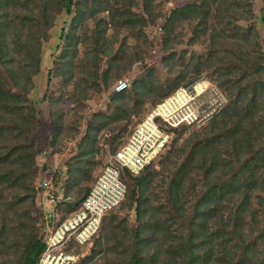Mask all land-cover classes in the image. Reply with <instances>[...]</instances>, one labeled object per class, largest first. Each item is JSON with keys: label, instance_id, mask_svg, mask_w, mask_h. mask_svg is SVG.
<instances>
[{"label": "trees", "instance_id": "trees-1", "mask_svg": "<svg viewBox=\"0 0 264 264\" xmlns=\"http://www.w3.org/2000/svg\"><path fill=\"white\" fill-rule=\"evenodd\" d=\"M64 12L76 25L74 32L63 28L55 51L60 54L46 68L42 102L55 115L46 154L62 157L67 137L75 139L87 109L92 112L80 145L91 150L109 122L124 116V136L129 113L140 116L147 103L162 102L205 73L228 99L182 143L176 133L186 126L175 131L160 160L163 174L152 167L136 178L125 172V201L135 205L140 224L127 230L118 208L110 211L99 231L108 249L99 246L96 256L105 252L99 260L91 256L83 263L108 264L109 248H121L129 264H264V39L256 26H264V0L259 13L254 0H0V264L12 263L8 256L20 249L19 262L38 264L46 248L48 232L40 239L33 225L40 218L35 212L40 198L30 181L42 154L33 132L43 118L30 94L45 72L43 43ZM151 28L159 44L149 37ZM184 44L201 45L206 53L187 60L186 50H175ZM156 45L171 78L161 80L153 69L133 89L116 92L126 71ZM57 78L68 87L70 115L62 109L63 91H49ZM106 93L108 113L97 107ZM135 121L137 127L141 121ZM81 147L56 165L54 179L67 199L58 209L62 214L82 206L104 167L86 186L98 165ZM78 162L86 164L77 167ZM44 171L46 176L53 172L46 166ZM127 234L137 241L126 239Z\"/></svg>", "mask_w": 264, "mask_h": 264}, {"label": "rangeland", "instance_id": "rangeland-1", "mask_svg": "<svg viewBox=\"0 0 264 264\" xmlns=\"http://www.w3.org/2000/svg\"><path fill=\"white\" fill-rule=\"evenodd\" d=\"M254 5H255V9L259 13V10L261 9V7L263 5V0H254ZM67 18H68V16H67L66 12H64L57 19L55 27L53 28V30L50 33L49 40L44 41V43H43V64L45 66V72L41 76L36 77V83L35 84H36L37 88L35 89L33 94H30V99L32 100V102H37V107H39L40 112H41V117L43 118L42 119V125L40 127H38L37 129H35V131L33 132V138L35 139L36 149L39 153L41 152L42 154L39 156V158L36 157V163L37 164H36L35 168L33 169L32 181H30V186L32 188L37 187V183L42 181L45 177L44 169H45L46 165L44 163L51 164V165L55 166L62 159L61 164H64L65 160H67V158H69L71 155H73L74 152H76V148H80L82 146V145H80V143L83 142V139H84L83 136L86 135V133L88 132V123H89L90 113L92 112V110L88 111L89 109H87V113L80 123V130H79V133L75 136V139H70L69 137H67V139H66L67 143L64 145L63 149L61 150L62 157L59 154H53V155L49 154L48 155L45 152L46 148L44 145L49 144L48 142L50 141V139H51L50 137L52 135V132H54V128H55L54 127L55 126L54 112L51 109L48 102H45V103L42 102L44 93L47 89V77H46L47 70H46V68L51 69L54 66L55 59L60 54V52L55 53V51H56L57 46L59 44V38H60L61 31L63 30V28L65 27V29H68V30L69 29L71 30V28H73V32L75 31L76 21H75V25L73 26L74 21L72 22L71 19L67 20ZM65 21H68V24L66 26H65ZM256 26H257V29L259 30L260 35H261L260 40L264 39V26L262 25V23H256ZM77 29H78V31L80 30L79 26H77ZM147 33H148L149 37H151V39L155 40L156 43L159 41V40L155 39V37H156L155 31L152 28L147 29ZM108 34L109 35L112 34L111 31L109 33L107 31V36H108ZM121 38L118 40V43L121 42ZM131 43H133V42H131ZM157 44H159V43H157ZM64 45L65 44H63V47H64ZM175 50H176V52H179V53L186 50L188 53L187 57H186L187 60H189L192 56H197V55H201V54L206 53V49L201 45H196V46L190 48L189 46H186V44H184L182 46H179ZM81 52H83L82 48L80 49L79 53H81ZM163 55H164V53H162L160 46L156 45L155 50H153L150 53V56L146 57L145 60H142V61L134 64L131 69L126 71V73L121 77L120 80L129 79L130 88L133 89L134 83L137 80L141 79L145 74L149 73L153 69H155L156 75L159 76V79H161V80L170 79L171 78L170 74L167 72L166 67L162 63L163 62L162 61ZM59 89H60V91H63L62 97L64 99L61 101L62 109L64 110L66 115H70L72 113L71 105L69 103L70 100L69 99L66 100V98H69V95L67 93V91L69 92L68 87H65L63 85V80L57 78V79H54V81L50 85L49 91L50 92L58 91V93L60 94L61 92H59ZM32 90L33 89H31V91ZM184 90H186L187 94H188V96H186V100L188 102L185 105L184 110L190 113V115L192 116L194 121H196L197 119L198 120L195 122V124H191L188 126L185 125L186 127L183 131H181V132L178 131L176 133V138H178L179 143H182L191 134V132L193 130L202 129L203 126L211 119V117L213 115H215L216 113H218L228 102L227 96L224 93V91L222 90V88L218 85V83L213 82L209 78L207 73H205V74L201 75L197 80L190 83L189 85L177 89L174 94L170 95L169 97L164 99L162 102H159V103H156L153 105H151L150 103H147L145 106H143L144 108H143L140 116H137L133 113H129V115L132 118V121L127 126V131H126L124 136L121 135L123 133L122 130L124 129L123 126L125 125L124 119H122L124 116H122L121 118H116L114 121L109 122V124H107L104 127L103 131L98 136V142L93 143L91 150H90L89 145H88V147L85 145H83L81 147L82 149L86 148L84 152L88 153V156L90 158L94 159V161L98 165L95 173L92 174L91 179L86 180L84 184L86 186L92 185L94 179H96L100 173L101 167L104 163L106 155L108 154V151L111 152L112 148L113 149H115V148L119 149L122 145H124L125 143L128 142V140L132 134V131L135 127V123H136L135 120L136 119H138L139 121H142L144 116L152 108H154V107L158 106L159 104L165 102L166 100H169L170 98L174 97L177 92H183ZM50 92H49V94H50ZM110 101H111L110 93H106V94H104L100 103L97 104L98 106L97 105L96 106L98 108L100 107L103 110H107V113H108L107 105L110 103ZM94 102L97 103L96 101H94ZM75 112H77V110H75ZM71 118H74V117L72 116ZM71 125L73 127L75 126L74 123H71ZM73 127H72V130L70 132H73ZM105 138L111 139L112 144L107 142L108 140L106 141ZM169 149L170 148H168L164 152V155L161 156L156 163H153V164L149 165L148 167H152L156 172H160L163 174L164 169L162 168L160 160L163 159V157L167 156ZM89 151H92V154H89ZM45 155H47V156H45ZM100 161H102V164L100 163ZM99 163H100V165H99ZM85 164L86 163L78 162L77 167L78 166L82 167ZM63 166H65V165H63ZM63 166H61V167H63ZM141 174H142V172L139 175H136L133 177H135V178L139 177ZM84 179H85V175L82 177V181ZM75 183L79 184L78 181H75ZM68 201L70 202L69 205H72L74 202L72 199H70ZM36 202H37V200H36ZM39 204H41V202H39ZM39 204L36 206L35 212H36L37 216L40 215V218L38 220L34 221L33 225L35 227L36 232L38 233V238L43 239L46 236V235H44L46 233V229H45L46 227L43 226L44 221H43V217H42V213H41V211H43V208ZM117 208H118V210H117L118 211L117 212L118 218L122 221L124 228L127 230L129 228L131 230L137 229L139 224H140V220H139L138 216H136L135 205H131L130 202L125 201L124 204L119 205L118 207H116V209ZM113 211H114V209H113ZM35 212H34V214H35ZM107 216H108V214L106 215V217ZM41 217H42V219H41ZM59 221L60 220H57L55 223H53V225H50V228H48L49 231L50 230L53 231L54 227H56V225ZM105 224H106V222L103 221V226ZM127 238H128V240L130 239L133 242L137 241V239H135V238L133 240L131 238V236L128 234L126 235V239ZM103 241L105 242V240L102 239L101 232H100L97 235H95L92 240L87 242L86 243L87 245L84 244L86 246L80 245L78 247L77 246L68 247L67 253H71V255L73 254L76 256V260L73 264H87V263H83V261H86L88 259V257H91V256L96 257L93 261V262H96L97 259L99 260V256H102L105 253L103 250L100 254H98L96 256V254H97L96 252L100 251L99 246H102V249H108L107 248L108 246L105 247V243ZM47 242H48V236H46L45 243H44L46 246H47ZM81 246H84V247H81ZM109 247H111V246H109ZM77 250H80V253L76 254ZM119 250H112V248H109V250L107 251L106 258L104 259L105 262H107V263L109 262L108 264H129V262H127V260H126L127 259L126 253L124 251H122L121 248H119ZM21 251H22V249H20V251L16 255H14L15 251H13L12 254H10L8 256L7 262L11 261L12 263H10V264H23V263L18 261L19 257L21 256ZM108 252H109V256H108ZM17 255H18V259H17ZM135 256H139V254L137 253ZM108 257H109V259H108ZM39 261H40V259H39ZM39 261H38V264H39ZM101 262L98 264H102Z\"/></svg>", "mask_w": 264, "mask_h": 264}, {"label": "built area", "instance_id": "built-area-1", "mask_svg": "<svg viewBox=\"0 0 264 264\" xmlns=\"http://www.w3.org/2000/svg\"><path fill=\"white\" fill-rule=\"evenodd\" d=\"M128 88L129 79H123L116 84L115 91L122 92ZM186 96V90L177 92L174 97L152 108L133 129L128 142L115 153L106 155L101 174L77 211L62 214L58 210L67 199L61 192V185L54 179L56 165L44 163L47 169L52 167L53 172L48 176L45 174L36 187L39 190V205L43 208L41 213L45 229L49 234L39 264L75 262L76 256L67 253L68 247H78L92 240L101 230L103 218L125 201L128 192L123 180L125 172L136 176L156 163L172 144L175 131L198 120L194 121L190 113L184 110L188 102ZM62 216L65 219L57 223L53 231H49L50 225Z\"/></svg>", "mask_w": 264, "mask_h": 264}]
</instances>
